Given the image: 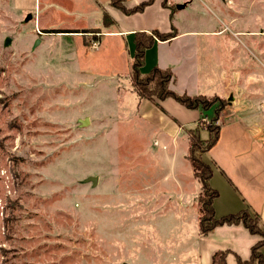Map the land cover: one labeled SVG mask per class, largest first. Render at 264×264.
Here are the masks:
<instances>
[{
  "label": "rangeland",
  "instance_id": "obj_1",
  "mask_svg": "<svg viewBox=\"0 0 264 264\" xmlns=\"http://www.w3.org/2000/svg\"><path fill=\"white\" fill-rule=\"evenodd\" d=\"M165 2L180 31L218 32L198 36L213 40L199 60L215 65L217 95L204 96L245 116L264 147V0ZM28 14L0 0V264H208L190 135L175 147L140 120L133 42L43 33ZM158 60L170 56L155 47L143 74ZM218 106L196 124L203 139Z\"/></svg>",
  "mask_w": 264,
  "mask_h": 264
},
{
  "label": "crops",
  "instance_id": "obj_2",
  "mask_svg": "<svg viewBox=\"0 0 264 264\" xmlns=\"http://www.w3.org/2000/svg\"><path fill=\"white\" fill-rule=\"evenodd\" d=\"M14 1L20 11L35 16L37 27L40 29L73 34L75 37L84 31L93 34L96 30L97 35H100V38L94 36L97 43L102 38L112 39L118 46L124 47V51L125 47L130 46L136 32L175 31L174 38L165 42L157 40L154 46L147 50L144 67L147 66V55L153 48L158 47L170 56V61L162 65L160 59L153 62L152 68L157 66L172 69L175 75L172 88L176 92L191 96L217 95L211 92L215 65L211 64L212 60H209L210 63L199 60L201 55L206 57L204 54H207L199 50L201 45L210 44L213 40L199 39L198 36L205 32L180 31L176 28L174 13L169 3L164 5L166 0H154L143 12L134 14H125L110 5L111 0ZM146 1L148 0H126L124 5L127 9H132ZM106 16L110 21L108 26L105 24ZM55 25H60V28H55ZM67 31L74 32L66 33ZM217 33L205 34L213 36ZM222 72L220 70L221 75ZM221 78L223 83L228 79V85V75ZM217 84L219 85V82ZM228 108L219 119V140L206 154L213 166L211 183L215 182L214 188L219 193L214 201L216 216L235 214L248 208L260 216V226L264 230V147L254 136L247 118L233 111L232 106ZM138 116L141 121L149 123L161 141L175 147L188 142L186 130L193 128L204 118L202 111L187 109L173 98L155 101L139 98ZM260 239V236L251 234L242 224L222 225L209 234L198 237L197 244L203 262L212 264L214 255L224 251L241 260L245 259L243 261L249 260L252 247ZM261 251L264 254V246Z\"/></svg>",
  "mask_w": 264,
  "mask_h": 264
},
{
  "label": "trees",
  "instance_id": "obj_3",
  "mask_svg": "<svg viewBox=\"0 0 264 264\" xmlns=\"http://www.w3.org/2000/svg\"><path fill=\"white\" fill-rule=\"evenodd\" d=\"M125 1L126 0H111L110 5L120 9L125 14H134L143 12L147 6L154 2V0H148L132 9H127L124 5ZM164 5H166V2ZM107 19L108 17L106 16V26H108L110 22ZM57 32L59 31H45L44 33ZM70 32L74 31H67L66 33ZM175 36V31L171 33H161L159 31H153L151 33L136 32L133 35L134 56L130 71L133 87L136 89L140 99L155 101L173 98L187 109L200 110L204 115L213 106L219 104L212 118V124L210 123V126L206 129L208 132L207 139L201 137V131L204 130V128L196 125L195 128L187 129L190 135V149L187 158L202 188L199 195L201 212L199 233L201 236H204L212 232L218 226L242 224L251 234L258 235L261 239L252 247L250 259L243 261L236 257L238 263L252 264L253 262H257L258 264H264V254L261 251L264 246V230L260 226V216L250 211L248 208L235 214H228L222 217L216 216L214 201L219 193L211 185L213 168L203 159V154H207L208 151L215 146L220 137V125H218L217 122H219L221 112L223 111L221 99L218 96L209 99L204 95L191 96L186 93L176 92L172 88L175 82V75L170 68L163 69L156 66L146 74L142 72L147 50L153 47L157 40L165 42L171 40ZM201 148H205L203 154ZM227 254H230V252L224 251L217 253L214 256L213 264H217V261L221 258L224 259Z\"/></svg>",
  "mask_w": 264,
  "mask_h": 264
},
{
  "label": "water",
  "instance_id": "obj_4",
  "mask_svg": "<svg viewBox=\"0 0 264 264\" xmlns=\"http://www.w3.org/2000/svg\"><path fill=\"white\" fill-rule=\"evenodd\" d=\"M180 8H183V6H180ZM32 17H33V15H32L31 13L28 14V16H27L25 22L30 21V20L32 19ZM38 43H39V41H37L36 46L38 45ZM10 44H11V39H10V38H7V39L5 40V42H4V46H5V47H8V46H10ZM79 122L81 123V126L86 127L87 125H89V122H90V121H89V119L87 118V119H84V120H80ZM84 182H85V183L92 182V183H93V186H96V185H97V182H98V178H97V177H89V178H87Z\"/></svg>",
  "mask_w": 264,
  "mask_h": 264
},
{
  "label": "built area",
  "instance_id": "obj_5",
  "mask_svg": "<svg viewBox=\"0 0 264 264\" xmlns=\"http://www.w3.org/2000/svg\"><path fill=\"white\" fill-rule=\"evenodd\" d=\"M263 116H264V114H263Z\"/></svg>",
  "mask_w": 264,
  "mask_h": 264
}]
</instances>
